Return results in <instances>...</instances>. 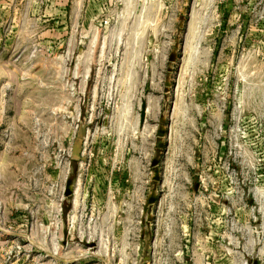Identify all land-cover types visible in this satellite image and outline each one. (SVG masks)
Instances as JSON below:
<instances>
[{
  "label": "rangeland",
  "instance_id": "obj_1",
  "mask_svg": "<svg viewBox=\"0 0 264 264\" xmlns=\"http://www.w3.org/2000/svg\"><path fill=\"white\" fill-rule=\"evenodd\" d=\"M0 264H264V0H0Z\"/></svg>",
  "mask_w": 264,
  "mask_h": 264
},
{
  "label": "water",
  "instance_id": "obj_2",
  "mask_svg": "<svg viewBox=\"0 0 264 264\" xmlns=\"http://www.w3.org/2000/svg\"><path fill=\"white\" fill-rule=\"evenodd\" d=\"M146 118V105L143 106L142 109V121L144 122Z\"/></svg>",
  "mask_w": 264,
  "mask_h": 264
}]
</instances>
